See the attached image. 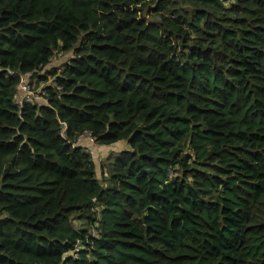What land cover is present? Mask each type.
Masks as SVG:
<instances>
[{"label": "trees", "instance_id": "obj_1", "mask_svg": "<svg viewBox=\"0 0 264 264\" xmlns=\"http://www.w3.org/2000/svg\"><path fill=\"white\" fill-rule=\"evenodd\" d=\"M0 264H264V0H0Z\"/></svg>", "mask_w": 264, "mask_h": 264}, {"label": "built area", "instance_id": "obj_2", "mask_svg": "<svg viewBox=\"0 0 264 264\" xmlns=\"http://www.w3.org/2000/svg\"><path fill=\"white\" fill-rule=\"evenodd\" d=\"M63 53L58 52V57H62ZM73 58V56H72ZM70 63V60L68 61V64ZM64 70V68L61 69L60 72ZM8 74L12 77H15L18 79V88H17V94L15 96V104L18 108L19 113L23 110L24 106L26 104H31V105H37V106H44L49 103V92L46 89L47 84L52 83L53 81L50 79L48 83H43V86L40 89L36 88V78L32 77L31 75L25 76L21 75L18 72L15 71H8ZM68 131V125L65 122H61V137L65 138L66 133ZM88 139L91 141V136L88 133H84L81 135V137L78 140V144L76 145L77 147H82L80 144L82 143L83 140ZM89 153L91 152L89 149L87 150ZM83 244L81 241H79L76 244L75 250L71 253V255L75 256L76 259L79 258V252L82 249Z\"/></svg>", "mask_w": 264, "mask_h": 264}, {"label": "crops", "instance_id": "obj_3", "mask_svg": "<svg viewBox=\"0 0 264 264\" xmlns=\"http://www.w3.org/2000/svg\"><path fill=\"white\" fill-rule=\"evenodd\" d=\"M63 55L64 54L61 55L62 57H54L51 65H49L48 67H46V70H49L50 71L53 68H56L57 72H60L61 69L59 67H61L62 65L64 67V65L68 63V59L71 56V55H68V56H65L64 57ZM33 77L36 78V75H33ZM90 143L91 142L88 139H85V140L82 141V143L80 145L82 146V148H84V149L87 148L91 152H93L94 151V148L92 147V145ZM93 154H94V152H93Z\"/></svg>", "mask_w": 264, "mask_h": 264}, {"label": "rangeland", "instance_id": "obj_4", "mask_svg": "<svg viewBox=\"0 0 264 264\" xmlns=\"http://www.w3.org/2000/svg\"><path fill=\"white\" fill-rule=\"evenodd\" d=\"M64 57H65V54L63 55ZM55 57H58V55H56ZM57 71V70H56ZM43 83H46V82H38V79L36 78V88L37 89H40L42 86H43ZM48 83V82H47ZM91 145H92V143H90ZM92 147H95V146H93L92 145ZM85 150L87 151L88 149L87 148H85ZM107 152V150L106 149H104L103 151H99L98 152V158L100 159V160H98V162L100 163V165H101V163H102V161L105 159V153ZM111 153H115V154H117V151L115 150V149H111V150H109L108 151V155H110ZM98 173L100 174V176H101V170H100V168L98 169ZM77 224V227L78 228H80V223L79 222H77L76 223ZM97 233L95 232V229L92 231V235L93 236H97L96 235Z\"/></svg>", "mask_w": 264, "mask_h": 264}, {"label": "clouds", "instance_id": "obj_5", "mask_svg": "<svg viewBox=\"0 0 264 264\" xmlns=\"http://www.w3.org/2000/svg\"><path fill=\"white\" fill-rule=\"evenodd\" d=\"M63 68V67H62ZM62 68H60V69H62ZM58 73V72H57Z\"/></svg>", "mask_w": 264, "mask_h": 264}]
</instances>
